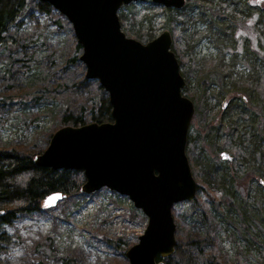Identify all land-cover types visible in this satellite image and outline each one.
Returning <instances> with one entry per match:
<instances>
[{
	"label": "rangeland",
	"instance_id": "1",
	"mask_svg": "<svg viewBox=\"0 0 264 264\" xmlns=\"http://www.w3.org/2000/svg\"><path fill=\"white\" fill-rule=\"evenodd\" d=\"M249 1L256 6L249 7ZM225 3L230 7L227 8ZM181 10L188 16L189 25L187 28L180 25L178 29H183L185 38L192 43L197 64L204 70L203 62L214 60L212 68L205 70L196 81L200 83L204 78L216 81L219 78L221 104L226 107L224 120L235 121L237 144L249 145L248 151L239 157L242 168L259 169L263 175L261 181H254V191L243 188L234 179V170L229 161L231 154L224 151L222 157L216 159L205 148L202 150L206 177L203 185L218 200L224 196L230 198L232 207L229 214L234 220L252 219V230L262 231L259 216H249V206L253 205L261 209V213L264 212V136H259L256 130L260 122L264 127V101L256 87L260 80L264 81V0H189ZM120 12L127 16L131 25L143 20L142 25H134L135 30L142 27V32L152 31L156 36L164 30L165 17L156 15L147 1L126 5ZM47 21L44 13L36 11L32 17L23 19L19 29L27 36V52L34 58L26 62V67L31 65L38 77L46 72L52 73L58 66L60 46L66 39L64 31L58 30L55 25L50 26ZM130 37L135 38L132 34ZM237 62L245 64L249 72L242 74V79L247 83L236 86L237 80L233 78L237 79V76L233 73L237 71ZM4 71L0 69V79L6 84ZM190 86L193 84L190 83ZM39 95L37 99H26L23 104L3 108L0 113V140L3 144L0 146L22 144L32 150L44 146L51 128L58 124L51 117L49 109L59 103L51 94L41 92ZM203 96L206 98V94ZM206 104L210 107L209 102ZM205 192L198 191L199 196L204 198V203L214 207L215 203L205 196ZM103 193L99 191L86 195L77 208L69 200L61 199L50 207L46 217L32 219L25 216L15 224L6 226L10 239L1 253V263L34 264L42 259L47 264H65L64 260L69 258L75 264H129L126 251L139 241L148 219L141 210L133 207L128 198L111 197L109 201H104ZM190 202L178 203L175 208L188 214V221L194 227H199L202 206ZM224 223L226 231L221 235L224 251L231 258L236 252L240 253L248 264H264V256L257 250V245L236 235L233 224ZM126 233H129L130 239L121 248L106 242L110 235L117 238ZM229 235L237 238V245ZM238 243L243 250L239 249Z\"/></svg>",
	"mask_w": 264,
	"mask_h": 264
},
{
	"label": "trees",
	"instance_id": "2",
	"mask_svg": "<svg viewBox=\"0 0 264 264\" xmlns=\"http://www.w3.org/2000/svg\"><path fill=\"white\" fill-rule=\"evenodd\" d=\"M188 1L186 0V4ZM147 3L154 9L156 15L165 17L163 29L171 33V50L178 59L181 74L186 82L183 94L194 103L195 112L188 131L186 154L198 185L196 199L190 203H199L202 206L199 227H194L188 221V214L181 213L173 207L177 246L170 257L162 259L157 256V261H164L165 264H248L240 253L236 252L231 258L224 251L221 237L222 232L226 231L224 221L233 224L236 235L256 244L257 250L264 256V212L261 213L262 210L253 205L249 206V216H259V226L262 231L252 230V219L240 222L234 220L231 213L229 214L232 207L230 198L224 196L218 200L203 185L206 177L202 150L206 148L216 159L222 157V152H229L234 179L239 186L250 191L256 189L254 181H261L263 175L259 169L242 168L239 157L248 151L249 145L237 144L235 121L224 120L226 107L221 104L223 99L220 96L219 78L217 77L216 81L205 78L200 83L196 81L205 70L212 68L214 60L204 61L202 65L204 70H202L194 59L192 43L185 38L183 29H178L180 25L187 28L188 16L181 9L156 5L150 0H147ZM225 5L227 8L230 7L227 3ZM247 5L255 6L249 3ZM36 11L44 13L48 18L47 23L50 26L55 25L66 35L64 43L60 46L62 49L58 66L52 73L46 72L42 77H38L39 74L31 65L26 67V62L34 58L27 52L29 47L27 36L19 32L23 19L32 17ZM119 19L122 30L127 36L132 34L143 43L156 37L152 31L142 32V27L138 30L133 28L134 25H142L143 20L131 25L123 12L119 13ZM81 52L82 47L76 39L71 23L48 3L39 0H0V69H5L4 78L7 80L5 84L0 79V113L5 107L25 103L26 99H37L41 92L51 94L59 103L58 106L49 109L51 117L58 124L51 128L43 147L37 146L32 150L22 144L0 146V256L10 239L5 227L15 224L25 216L32 219L48 216L50 207L44 204L46 197L60 192L63 195L62 199L69 200L76 208L81 206L83 198L86 197V194L81 192L86 180L82 170H55L51 167H39L34 163V156L45 150L49 139L58 128L64 125L78 126L88 122L104 123L113 120L108 93L98 80L85 77L86 68L80 60ZM242 77L244 76L233 78L237 80L236 86L247 83ZM190 83L193 84L192 87ZM212 83L216 88L210 86ZM256 87L260 90L264 101L263 79L256 84ZM207 101L210 107L206 104ZM208 110L211 111L210 114ZM256 130L259 136H264L263 123L260 122ZM0 144H3L1 140ZM262 151L264 157V149ZM200 190L206 191L205 196L215 203L214 207L204 203V198L198 193ZM228 237H231L237 245L235 236ZM108 243L121 248V245H125L127 241L123 238L108 239ZM238 245L239 249L243 250V246L240 243ZM64 263L75 264L74 260L69 258L65 259ZM0 264L3 263L0 261ZM34 264L47 263L38 259Z\"/></svg>",
	"mask_w": 264,
	"mask_h": 264
},
{
	"label": "water",
	"instance_id": "3",
	"mask_svg": "<svg viewBox=\"0 0 264 264\" xmlns=\"http://www.w3.org/2000/svg\"><path fill=\"white\" fill-rule=\"evenodd\" d=\"M71 23L82 47L85 77L106 90L111 122L64 125L34 156L39 167L82 170L81 192L104 187L126 195L147 217L139 241L129 247V264H165L177 246L175 204L196 197L197 182L186 154L194 103L183 94L185 79L164 30L143 43L126 35L118 11L146 0H39ZM181 9L186 0H150ZM54 201L50 197L57 196ZM62 193L44 200L48 207Z\"/></svg>",
	"mask_w": 264,
	"mask_h": 264
},
{
	"label": "built area",
	"instance_id": "4",
	"mask_svg": "<svg viewBox=\"0 0 264 264\" xmlns=\"http://www.w3.org/2000/svg\"><path fill=\"white\" fill-rule=\"evenodd\" d=\"M236 68H237V71H234L233 74L235 76H237V78H238V76H241L243 73L247 74L249 72V68L245 64H242V63H237ZM211 87L216 88V85L213 84V85H211ZM111 197L120 198V197H122V195H120V194H118L112 190H107L103 193L102 200L109 201ZM126 236H129V233H126Z\"/></svg>",
	"mask_w": 264,
	"mask_h": 264
},
{
	"label": "snow or ice",
	"instance_id": "5",
	"mask_svg": "<svg viewBox=\"0 0 264 264\" xmlns=\"http://www.w3.org/2000/svg\"><path fill=\"white\" fill-rule=\"evenodd\" d=\"M56 198H59L58 195L57 196H54V197H50L49 199L54 201Z\"/></svg>",
	"mask_w": 264,
	"mask_h": 264
},
{
	"label": "bare ground",
	"instance_id": "6",
	"mask_svg": "<svg viewBox=\"0 0 264 264\" xmlns=\"http://www.w3.org/2000/svg\"><path fill=\"white\" fill-rule=\"evenodd\" d=\"M189 2V1H188ZM233 18V17H232ZM204 85V84H203ZM11 98V97H10ZM210 111V110H209ZM221 177V176H220ZM217 184V183H216Z\"/></svg>",
	"mask_w": 264,
	"mask_h": 264
}]
</instances>
